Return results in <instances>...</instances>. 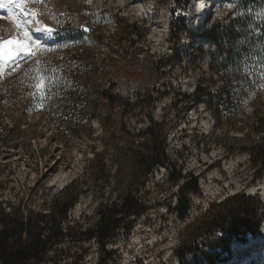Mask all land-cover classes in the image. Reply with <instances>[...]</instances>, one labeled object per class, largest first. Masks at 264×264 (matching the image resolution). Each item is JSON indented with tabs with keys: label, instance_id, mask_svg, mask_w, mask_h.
<instances>
[{
	"label": "rangeland",
	"instance_id": "1",
	"mask_svg": "<svg viewBox=\"0 0 264 264\" xmlns=\"http://www.w3.org/2000/svg\"><path fill=\"white\" fill-rule=\"evenodd\" d=\"M193 1L195 4L196 0ZM211 1L216 2V9L202 29L215 21H226L224 17L231 10L226 0ZM141 6L145 11L137 10ZM171 6L172 0H92L91 3L15 0L9 8L0 9V36L17 38L29 31L34 39L41 38L45 47L54 39L35 32L37 26L55 28L68 20L77 26L88 19L93 23L90 32L97 39V51L102 57L119 48L118 10L130 23L147 27L141 41L129 44L130 37L136 39L131 33L123 43L128 51L126 66L134 71L133 75L118 76V94L128 97L133 104L132 111L125 116L115 108L108 121L103 114L91 121L93 132L85 131L72 139L58 133L57 126L50 122L54 119L46 114L34 111L20 116L21 107L13 110L6 102L0 104V201L3 205L7 208L5 201L21 202L26 208L42 211L48 209L52 197L71 181L84 190L68 213L65 224L70 230L66 239L49 250L47 264L74 261L186 264L175 260L174 250L208 203L220 202L241 191L257 195L264 202L261 191L254 188L264 179V172L256 177L248 155L239 152L235 144L244 131L217 132L213 116L202 102L205 94L195 91L198 83L200 87L214 90L220 82L215 73L208 72V53L196 51L197 47L205 50L206 46L196 37L189 42L190 28L179 43L173 44L168 23ZM194 19L192 8L187 20ZM16 25H20L19 29ZM136 47L146 52L145 56L139 53L138 60L133 58ZM34 59L25 57L9 62L4 66V74L9 68H22ZM140 86H155L162 92H151V98H145L144 92L138 90ZM233 92L235 100L248 113L252 105L264 103V88L259 86L246 95L240 94L239 88ZM16 121L19 130L7 133ZM152 122L167 128L165 152L171 170L166 165H158L143 176L149 143L144 131ZM223 145L230 150H224ZM95 152L104 165L105 179L91 170ZM178 169L197 176L199 185L197 193L188 194L191 206L183 218L172 210L176 185L168 180V172L176 175ZM126 192L134 193L146 209L137 217L130 216L102 249L95 240L86 239L84 233L94 228L100 204L118 202ZM258 240L264 242V225L259 238L248 236L233 250V259H227L226 264H264V248L255 246ZM249 250L257 253L255 257H250Z\"/></svg>",
	"mask_w": 264,
	"mask_h": 264
},
{
	"label": "trees",
	"instance_id": "2",
	"mask_svg": "<svg viewBox=\"0 0 264 264\" xmlns=\"http://www.w3.org/2000/svg\"><path fill=\"white\" fill-rule=\"evenodd\" d=\"M241 7L259 12L264 8V0H243ZM192 8V0H172L168 23L173 44L179 43L183 33L189 29L191 21L187 20V16ZM118 11L116 19L120 28L117 37L119 48L116 51L110 50L106 57L98 53V42L93 34L81 29V25L92 28L93 23L90 20H83L77 26L68 20L55 27L57 32L53 36L54 41L46 44L44 54L39 57L47 64L45 75L51 82V99L43 101V109L37 107L42 102L40 98L29 95L35 89L31 87L32 81L23 75L35 59L22 68H15V71L13 68L6 71L4 80L0 81V104L6 102L13 110L21 107L20 116L34 111L46 114L54 119L50 122L57 126L58 133L72 139L81 136L85 131L93 132L91 121L100 118L102 114L108 121L115 108L122 117L131 112L133 104L129 98L122 97L117 92L119 74H134L126 66L129 62L128 51L123 43L131 33L136 39L132 40L130 37L129 44L141 41L147 27L137 22L130 23ZM224 18L226 21L218 20L205 29L191 31L189 42L196 37L206 46L205 50L200 46L196 51L208 53V72L215 73L220 82L214 90L200 87L198 83L195 91L205 94L202 102L213 116L217 132L220 133L223 129L232 133L244 131L235 143L237 150L248 155L254 175L261 177L264 172V103L252 105L248 113L235 100L233 89L239 88V93L246 95L261 83L259 69H254L251 76H244L238 68L239 58L244 57L247 52L253 53V57L248 59L250 66L262 62L260 41L264 40V36L256 29L260 27L264 31V22L253 21V27L249 29L243 18L234 16L232 9ZM248 32L252 35L246 36ZM134 50L135 60H138L139 53L146 55L141 48L136 47ZM181 59L180 56L179 60ZM160 75L161 73L157 76L158 79ZM138 90L144 92L145 98H151V92H162L155 86H140ZM15 123L11 129H7V133L19 130L18 121ZM144 133L148 136L149 143L145 153L147 168L143 176L150 174L158 165H166L171 170L165 152L166 126L152 122ZM229 148L223 145L224 150L229 151ZM103 167L98 153L95 152L91 159V170L99 172L101 179L106 178ZM168 180L176 185L172 210L177 217L183 218L191 206L188 194L199 191L198 178L178 169L176 175L168 172ZM75 184V181H71L61 192L54 195L47 210L37 211L26 208L21 202L5 201L9 208L7 210L0 201V264L48 263L46 255L49 250L65 241L70 230L65 224L68 213L84 192ZM145 209L146 205L134 193L126 192L118 202L99 205L97 222L84 235L88 240H95L103 249L130 216L137 217ZM200 214L174 250V258L178 263L215 264L217 261L232 258L233 250L246 241L248 236L255 240L259 238L264 225V202L257 195L241 191L220 202L208 203L204 213ZM102 263L103 261L98 262ZM65 264L81 263L74 261Z\"/></svg>",
	"mask_w": 264,
	"mask_h": 264
},
{
	"label": "snow or ice",
	"instance_id": "3",
	"mask_svg": "<svg viewBox=\"0 0 264 264\" xmlns=\"http://www.w3.org/2000/svg\"><path fill=\"white\" fill-rule=\"evenodd\" d=\"M14 2L15 0H0V9L9 8ZM36 2H40V0H36ZM85 2L91 3L92 0H85ZM226 3L227 6L232 9L234 16L241 17L246 21L247 28L251 29L253 27V21L264 22V8L259 12H254L252 8L244 9L241 7L243 0H226ZM16 6L19 7V4ZM245 13H247V15ZM60 15L63 16V13ZM16 27L19 29L20 25H16ZM81 29L84 32L91 31V28L86 25H81ZM256 31L261 36H264V31H262L260 27H257ZM35 32H40L42 37L50 39L56 34L57 29L48 26H37ZM245 35L251 36L252 33L248 32ZM238 42L243 43V41ZM260 43L262 45L260 49V59L262 62L254 63L250 66L248 59L253 57V53L247 52L244 57L239 58L240 66L238 71L244 76H251L254 69H259L258 75L261 83H259L258 86L259 88H264V40H261ZM61 46L67 47V45ZM253 47H255V43ZM45 50V45L41 38L34 39L29 31H24L23 35L17 38L5 39L3 36H0V81H3L5 78L3 69L6 64L9 62H16L25 57H36L34 63L24 71L23 75L32 81L31 87L35 89V92H29V95L38 96L40 98L42 102L38 104L37 107L41 109L44 107L43 101L51 99V82L45 75L47 64L39 58L44 54ZM15 70L16 69H13V71ZM9 75H11V73H9ZM21 83H23V81H21Z\"/></svg>",
	"mask_w": 264,
	"mask_h": 264
},
{
	"label": "bare ground",
	"instance_id": "4",
	"mask_svg": "<svg viewBox=\"0 0 264 264\" xmlns=\"http://www.w3.org/2000/svg\"><path fill=\"white\" fill-rule=\"evenodd\" d=\"M212 2H213V1H211V0H207L204 4H202V5H201L202 12H203V11H206L207 8L211 5ZM137 10L142 11V10H144V8H143V6H141V7H138ZM144 11H145V10H144ZM147 11H148V10H147ZM202 12L200 11V15L197 17L196 20H199V18H200V16H201ZM205 24H206V20H205L203 26H204ZM159 31H161V30H159ZM254 188H255L257 191H261V194L264 196V179H263L262 181H260V182L258 183V185L255 186ZM6 209L8 210L9 208L7 207ZM135 240H136L138 243H141L140 238L136 237ZM134 242H135V241H134ZM135 243H136V242H135ZM125 258H126V257H125ZM126 259H127V258H126Z\"/></svg>",
	"mask_w": 264,
	"mask_h": 264
},
{
	"label": "built area",
	"instance_id": "5",
	"mask_svg": "<svg viewBox=\"0 0 264 264\" xmlns=\"http://www.w3.org/2000/svg\"><path fill=\"white\" fill-rule=\"evenodd\" d=\"M48 255V254H47ZM47 255H46V257H47ZM45 264V263H44Z\"/></svg>",
	"mask_w": 264,
	"mask_h": 264
}]
</instances>
